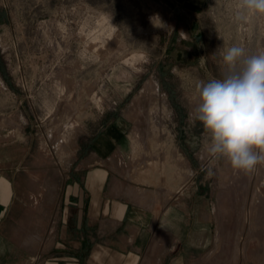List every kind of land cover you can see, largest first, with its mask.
Listing matches in <instances>:
<instances>
[{
    "label": "rangeland",
    "instance_id": "1",
    "mask_svg": "<svg viewBox=\"0 0 264 264\" xmlns=\"http://www.w3.org/2000/svg\"><path fill=\"white\" fill-rule=\"evenodd\" d=\"M237 3L0 0V171L17 169L34 219L54 206L62 175L118 125L125 154L97 167L123 186H205L242 219L241 247L264 251V165L243 172L214 159L189 116L201 82L220 77L224 49L264 52V17L235 21Z\"/></svg>",
    "mask_w": 264,
    "mask_h": 264
},
{
    "label": "crops",
    "instance_id": "2",
    "mask_svg": "<svg viewBox=\"0 0 264 264\" xmlns=\"http://www.w3.org/2000/svg\"><path fill=\"white\" fill-rule=\"evenodd\" d=\"M123 133L116 125L98 135L62 175L54 206L39 220L17 169L0 171V264H264L263 250L241 247L233 204L205 186L199 194L189 185L123 186L97 167L112 151L125 154ZM248 222L251 243L257 231Z\"/></svg>",
    "mask_w": 264,
    "mask_h": 264
},
{
    "label": "clouds",
    "instance_id": "3",
    "mask_svg": "<svg viewBox=\"0 0 264 264\" xmlns=\"http://www.w3.org/2000/svg\"><path fill=\"white\" fill-rule=\"evenodd\" d=\"M264 17V0H238L235 21ZM219 78L201 82L190 118L209 134L208 151L235 170L264 165V52L246 55L241 46L221 52Z\"/></svg>",
    "mask_w": 264,
    "mask_h": 264
},
{
    "label": "water",
    "instance_id": "4",
    "mask_svg": "<svg viewBox=\"0 0 264 264\" xmlns=\"http://www.w3.org/2000/svg\"><path fill=\"white\" fill-rule=\"evenodd\" d=\"M197 40H200V36H198Z\"/></svg>",
    "mask_w": 264,
    "mask_h": 264
},
{
    "label": "bare ground",
    "instance_id": "5",
    "mask_svg": "<svg viewBox=\"0 0 264 264\" xmlns=\"http://www.w3.org/2000/svg\"><path fill=\"white\" fill-rule=\"evenodd\" d=\"M152 16V15H151ZM260 203V202H259Z\"/></svg>",
    "mask_w": 264,
    "mask_h": 264
}]
</instances>
